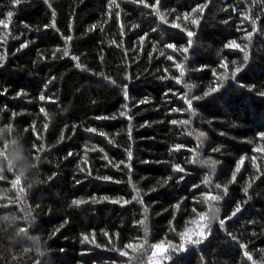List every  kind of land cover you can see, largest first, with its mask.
Instances as JSON below:
<instances>
[{
    "label": "trees",
    "instance_id": "trees-1",
    "mask_svg": "<svg viewBox=\"0 0 264 264\" xmlns=\"http://www.w3.org/2000/svg\"><path fill=\"white\" fill-rule=\"evenodd\" d=\"M155 246L264 264V0H0V264Z\"/></svg>",
    "mask_w": 264,
    "mask_h": 264
},
{
    "label": "snow or ice",
    "instance_id": "snow-or-ice-1",
    "mask_svg": "<svg viewBox=\"0 0 264 264\" xmlns=\"http://www.w3.org/2000/svg\"><path fill=\"white\" fill-rule=\"evenodd\" d=\"M8 15H9V17H11L12 13L10 12ZM161 19H163V17H161ZM193 23H196V21H193ZM191 35H192V33H189V36H191ZM230 46L238 47V45L235 44V41H233ZM169 47H171V45H169ZM185 51H187V49H185ZM65 55H67V50H65ZM245 59H247V55L245 56ZM177 67H180V66L177 65ZM239 71H240V69L236 70V72H239ZM181 75H183V69H181ZM235 75H236V73L234 72L233 76H235ZM177 82L179 83V81H177ZM212 91H216V89H213ZM205 95H208V93H205ZM42 99H43V97H42ZM188 103H189V107H191V101H188ZM184 123H187V121H185ZM200 136H203V133H200ZM129 158H131V154H129ZM213 164H214V162H213ZM176 170L177 171H182V169H180L178 166H177ZM105 179H107V178H105ZM245 191H247V189H245ZM212 199H216V198L212 197ZM73 203L79 204V203H81V201H74ZM239 210H240L239 207H237L236 211L238 212ZM233 215H235V213H233ZM221 223H224V221L222 220ZM199 235L202 236L203 233H199ZM181 239L185 240V242H187V243H192V244H197V243L200 242L199 239H195L194 240V239L191 238V236L185 237V235H183V234L181 236ZM180 248L182 250L184 248V245L182 244L180 246ZM249 258H251V257H249Z\"/></svg>",
    "mask_w": 264,
    "mask_h": 264
},
{
    "label": "rangeland",
    "instance_id": "rangeland-1",
    "mask_svg": "<svg viewBox=\"0 0 264 264\" xmlns=\"http://www.w3.org/2000/svg\"><path fill=\"white\" fill-rule=\"evenodd\" d=\"M167 252V249L165 246H155L152 248L151 254L152 258L149 262V264H164L166 261V256H162L164 253Z\"/></svg>",
    "mask_w": 264,
    "mask_h": 264
}]
</instances>
